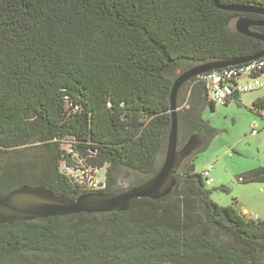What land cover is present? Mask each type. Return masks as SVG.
Wrapping results in <instances>:
<instances>
[{
  "label": "trees",
  "instance_id": "1",
  "mask_svg": "<svg viewBox=\"0 0 264 264\" xmlns=\"http://www.w3.org/2000/svg\"><path fill=\"white\" fill-rule=\"evenodd\" d=\"M218 1L264 10V0ZM240 16L264 21L213 0H0V196L21 185L94 193L71 174L81 163L105 169L101 192L124 190L114 188L119 169L135 174L131 186L145 182L164 157L177 71L262 51L235 31ZM251 29L264 36V25ZM188 89L178 144L180 123L187 135L212 132L202 76L182 85L177 105ZM231 100L240 103L224 106ZM250 110L264 114V96ZM202 137L199 150L211 135ZM192 156L168 196L128 211L0 224V264H264V219L236 199L214 202ZM237 181L264 183V167Z\"/></svg>",
  "mask_w": 264,
  "mask_h": 264
},
{
  "label": "water",
  "instance_id": "2",
  "mask_svg": "<svg viewBox=\"0 0 264 264\" xmlns=\"http://www.w3.org/2000/svg\"><path fill=\"white\" fill-rule=\"evenodd\" d=\"M213 2L217 8L223 10L264 14V10L259 7H228L221 5L218 0H213ZM263 25L264 21L240 16L234 22V29L237 33L258 39L264 44V36L251 29L252 26ZM263 55L264 47L261 52L242 58L200 63L177 75L169 95L170 126L164 157L158 170L145 182L122 192L83 193L74 199L57 195L42 185H21L0 196V224L11 225L18 221L45 220L51 217H63L79 213L125 212L130 209L134 199L158 200L168 196L176 185L175 174L182 162L197 152L203 144L201 134L193 133L182 147H178L176 100L182 85L207 72L245 64L259 59Z\"/></svg>",
  "mask_w": 264,
  "mask_h": 264
},
{
  "label": "rangeland",
  "instance_id": "3",
  "mask_svg": "<svg viewBox=\"0 0 264 264\" xmlns=\"http://www.w3.org/2000/svg\"><path fill=\"white\" fill-rule=\"evenodd\" d=\"M183 71L185 70H178L177 75ZM261 90L240 94L239 104L231 100L226 106L215 104L213 109L205 104L201 116L212 129L211 133H207L211 137L207 147L198 150L192 157L194 170L198 174L208 165L213 167L211 184L207 189L211 190V199L214 202L226 206L236 199L240 210L245 209L249 216L264 219V183L237 181L242 173L264 167V114L250 110L251 99L260 95ZM188 91L189 89L185 94H180L178 111L188 108ZM190 126L180 123L179 132L182 138L179 140V148L191 135L188 136L185 132ZM189 160L190 157L185 162L189 163ZM134 180L135 174L132 170L119 169L116 172L114 188L125 191L132 187ZM220 186L226 187L228 191L220 190Z\"/></svg>",
  "mask_w": 264,
  "mask_h": 264
},
{
  "label": "built area",
  "instance_id": "4",
  "mask_svg": "<svg viewBox=\"0 0 264 264\" xmlns=\"http://www.w3.org/2000/svg\"><path fill=\"white\" fill-rule=\"evenodd\" d=\"M200 76L206 84L207 101L213 105H225L233 96L252 92L264 86V58L210 71ZM212 170V165H208L201 173L206 186L211 184ZM71 174L75 181L83 184L86 189L101 192L106 188L104 168L81 163L80 170Z\"/></svg>",
  "mask_w": 264,
  "mask_h": 264
},
{
  "label": "crops",
  "instance_id": "5",
  "mask_svg": "<svg viewBox=\"0 0 264 264\" xmlns=\"http://www.w3.org/2000/svg\"><path fill=\"white\" fill-rule=\"evenodd\" d=\"M263 88H264V87H262V88H260V89H258V90H261V89H263ZM260 93H261L260 95H256V97H254L253 99H251V103H253V102H254L255 100H257L258 98H261V97L264 96V89L261 90ZM241 212H242L243 214L249 216L247 210L242 209ZM249 217H251V216H249ZM252 218H255V219H256V217H252Z\"/></svg>",
  "mask_w": 264,
  "mask_h": 264
},
{
  "label": "flooded vegetation",
  "instance_id": "6",
  "mask_svg": "<svg viewBox=\"0 0 264 264\" xmlns=\"http://www.w3.org/2000/svg\"><path fill=\"white\" fill-rule=\"evenodd\" d=\"M201 112H203V108L201 109ZM195 133H198V132H195ZM207 133H208L207 130L199 132V134H201V136L207 135ZM202 139H203V137H202Z\"/></svg>",
  "mask_w": 264,
  "mask_h": 264
}]
</instances>
